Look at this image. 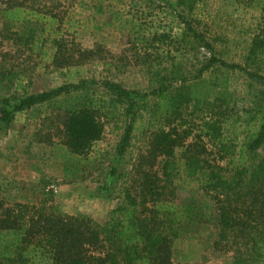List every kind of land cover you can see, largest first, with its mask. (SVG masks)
<instances>
[{"label":"rangeland","instance_id":"374dc122","mask_svg":"<svg viewBox=\"0 0 264 264\" xmlns=\"http://www.w3.org/2000/svg\"><path fill=\"white\" fill-rule=\"evenodd\" d=\"M134 1L136 7L132 0L33 2L45 14L56 16L65 29L66 53L74 62L78 60L69 70L58 69L16 44L10 32L16 28L0 18V97L50 91L71 82L78 85L50 102L16 113L0 131V198L5 203L83 215L98 224L111 218L124 201V189L135 178L140 155L164 125V108L161 112L159 100L150 94L154 90L165 89L170 109L195 123L210 113L206 107L196 111L188 100L221 98L228 110L227 133L239 139L256 132L258 124L264 125V83L249 76H264V46L254 37L263 27L259 9L217 0H172L176 16L164 12L154 16L160 10H173L162 0ZM148 10L154 30L169 31L171 44L149 50L133 44L129 23L135 15L143 18L142 11ZM212 57L217 61L209 66ZM16 76L20 88H16ZM224 77L227 85L217 87ZM105 81L148 96L139 102L134 120L126 115V103L113 116H102L101 140L84 156L71 154L63 145L64 110L82 105L85 95L106 96ZM129 122L134 126L129 145L119 155ZM173 187L176 203L197 206L201 213L198 224L178 231L171 248L172 263L264 264V250H252L240 238L232 249L214 247L219 237L216 191L194 183Z\"/></svg>","mask_w":264,"mask_h":264},{"label":"trees","instance_id":"16d2710c","mask_svg":"<svg viewBox=\"0 0 264 264\" xmlns=\"http://www.w3.org/2000/svg\"><path fill=\"white\" fill-rule=\"evenodd\" d=\"M162 1L173 13L160 10L154 16L163 12L176 16L175 3ZM217 1L259 9L263 27L254 37L264 46V0ZM33 2L36 0H0V18L16 28L10 31L16 44L58 69L69 70L78 60L74 62L66 53L65 29L57 24L56 16L45 14ZM132 4L137 6L134 0ZM150 11H142L143 18L135 15L129 23L133 44L146 50L171 44L169 31L154 30ZM216 61L212 57L209 66ZM249 76L264 83V76ZM227 81V77L221 78L216 86H226ZM20 87L16 81V88ZM69 88L76 90L78 85L71 82L50 91L1 96L0 131L16 113L50 102ZM104 88L106 96L85 95L82 105L64 110L63 145L71 154L84 156L101 140L102 116H113L117 107L126 103V115L134 120L139 102L148 96L114 82L105 81ZM165 91L150 93L159 100V110L164 108V125L140 155L135 178L124 189V201L111 212L112 217L98 224L87 216L59 215L43 206L9 205L0 198V264H174L173 240L179 230L198 224L201 213L197 206L174 201L173 186L179 183H194L219 194L216 249H232L241 239L252 250H264V125L258 124L256 132L242 139L231 136L227 133V107H223L221 98L211 95L202 102L188 100L196 111L206 107L210 113L198 123L188 122L181 111L170 109L171 99ZM133 127L131 122L126 125L119 155L128 147ZM111 170L114 174L115 168ZM1 180L0 174V186Z\"/></svg>","mask_w":264,"mask_h":264}]
</instances>
